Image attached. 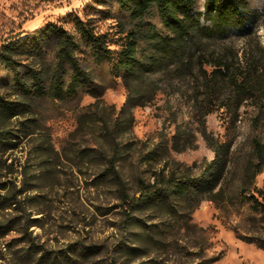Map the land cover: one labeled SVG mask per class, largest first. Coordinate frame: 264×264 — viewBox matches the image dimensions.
Here are the masks:
<instances>
[{
	"label": "trees",
	"instance_id": "1",
	"mask_svg": "<svg viewBox=\"0 0 264 264\" xmlns=\"http://www.w3.org/2000/svg\"><path fill=\"white\" fill-rule=\"evenodd\" d=\"M96 2L113 3L123 17L117 24L121 41L118 49L111 48L108 35L97 32L90 19L78 17L77 37L61 26L47 23L34 33L10 37L0 46V65L11 72V79L2 82L0 92V261L14 260V264H19L21 259L36 258L38 264H46L59 258L47 252L45 244L38 241L40 237L33 234L32 227L40 226L34 215L43 211L33 213L35 209L30 204L45 197L33 192L52 185L48 163L52 154L61 160L67 148L63 144L57 148L50 134H42L36 104L44 98L71 103L84 93L98 98L102 95L82 55L88 56L93 66L107 64L111 76L120 77L128 89L131 81L143 73L160 72L171 66L179 83L188 87L181 94L190 102V117L199 124V131L214 151L213 159L186 166L182 172L163 165L151 170L149 180L140 174L127 176L122 172L123 160L131 158L139 165L149 163L169 146L167 142L148 148L147 142L139 140L119 142V117L112 130L105 123L100 142L73 150L76 156L70 159L79 173H83L81 166L89 163L92 154H103L107 159L105 171L113 179L118 201L110 211L116 209L121 217L116 226L119 239L115 250H126L124 237L139 214L151 209L162 219L172 218L178 213L177 201H186L191 211L204 199L220 209H230L237 205L232 200L237 196L240 207L247 205L264 216V193L254 186L262 171L260 164L245 168L248 186L243 185L237 195H230L225 185L230 173V144L215 138L206 128L207 116L215 111H222L233 122L239 120L245 104L254 106L258 113L264 111V44L255 28L256 11L251 0ZM46 46L54 53L50 64L37 67L23 62V57L44 58ZM155 90H136L138 100L129 95L126 103L151 101ZM194 137L178 128L171 137V148L182 152L192 147ZM253 145L261 156L264 144L254 140ZM18 149H26L28 156L17 165L12 153ZM106 173H99L95 180H101ZM131 180L135 181L134 191L129 186ZM234 231L239 239L264 249V238L242 234L237 227ZM12 234L14 237L8 240ZM81 246L82 253H86L88 250ZM207 248L201 247L202 260L197 264H212L220 259V254L206 256Z\"/></svg>",
	"mask_w": 264,
	"mask_h": 264
},
{
	"label": "rangeland",
	"instance_id": "2",
	"mask_svg": "<svg viewBox=\"0 0 264 264\" xmlns=\"http://www.w3.org/2000/svg\"><path fill=\"white\" fill-rule=\"evenodd\" d=\"M251 3L256 11L255 28L264 44V0H251ZM76 17L90 19L97 32L108 35L111 48H119L117 24L123 17L113 3L99 5L96 0H0V46L10 37L34 33L47 23L61 26L77 37ZM45 50L44 58L22 60L32 66H46L53 61L54 53L47 46ZM82 61L102 92L99 98L84 93L71 103L44 98L36 104V112L42 119V134H50L57 148L61 149L62 144L67 148L61 160L52 154L48 162L52 185L33 192L45 197L30 204L35 209L33 213L43 211L34 215L39 218L40 226L32 227L33 234L40 237L38 241L45 244L47 252L59 256L46 264H197L202 260L203 246H208L205 249L208 257L220 254V259L212 264H264V249L239 239L234 231L237 227L242 234L264 238L261 234L264 216L247 205L240 207L237 196L232 199L237 205L230 209H220L204 199L191 211L186 201H177L178 213L167 219H162L156 211L146 210L138 215L124 237L126 250H115L119 239L116 226L121 217L116 209L110 211L118 201L113 179L105 171L107 159L103 154H92L89 163L81 166L83 173H79L70 159L76 156L73 150L100 142L105 135V123L112 130L119 117L121 122L116 128L119 142L139 140L147 142L146 148L165 142L169 146V150L159 152L149 163L139 165L131 158L123 160L121 168L127 176L140 174L149 180L151 170L163 165L182 172L186 166L213 159L214 151L199 131V124L190 117V102L181 94L188 87L179 83L171 66L164 71L143 73L131 81L128 89L120 77L111 76L107 64L93 66L86 55H82ZM10 79V70L0 65V92L2 82ZM152 88L156 90L151 101L126 103L129 95L138 100L136 90ZM178 128L195 135L192 147L182 152L171 148V137ZM206 128L215 138L230 144V173L225 180L228 193L237 195L240 187L248 186L245 168L257 163L262 171L256 176L254 186L264 193V152L258 155L253 145L254 140L264 144V111L258 113L254 106L245 104L240 109L239 120L234 122L222 111H215L207 116ZM26 151L18 149L12 153L17 165L26 160ZM104 172L106 175L96 181V176ZM129 182L134 191L135 181ZM199 227L209 231L205 233ZM12 237L13 234L8 240ZM81 245L88 250L86 253H82ZM14 262L7 260L0 264ZM19 264L38 263L36 258H24Z\"/></svg>",
	"mask_w": 264,
	"mask_h": 264
}]
</instances>
